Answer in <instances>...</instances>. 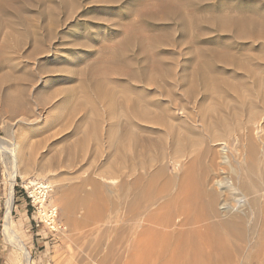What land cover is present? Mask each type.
<instances>
[{
	"label": "bare ground",
	"instance_id": "6f19581e",
	"mask_svg": "<svg viewBox=\"0 0 264 264\" xmlns=\"http://www.w3.org/2000/svg\"><path fill=\"white\" fill-rule=\"evenodd\" d=\"M227 12L205 21L264 43L262 15ZM122 36L138 35L127 27ZM150 42L142 47L144 87L163 107L114 88L107 66V79L99 68L86 76L90 61L66 69L74 85L49 94L26 88L21 74L0 76V127L11 140L0 138V155L12 164L4 231L23 264L31 256L10 221L17 173L40 188L32 191L39 213L68 241L69 264H264L262 54L192 48L191 65L175 69ZM31 103L48 110L12 124L5 118Z\"/></svg>",
	"mask_w": 264,
	"mask_h": 264
},
{
	"label": "rangeland",
	"instance_id": "374dc122",
	"mask_svg": "<svg viewBox=\"0 0 264 264\" xmlns=\"http://www.w3.org/2000/svg\"><path fill=\"white\" fill-rule=\"evenodd\" d=\"M224 11L231 14H259L264 18V0H0V76L4 77L8 72V75L17 78L16 75L21 74L20 77L24 79L21 83L26 88L38 86L43 93H50L57 91L56 88H64V85L65 88L74 85L70 82L71 76L64 71L90 61L91 70L88 67L86 76L92 71V76L101 73L107 79L106 74L109 72L108 76L111 78L108 77V82L114 88L123 86V89L155 100L163 107L165 104L153 96L152 89L144 87L145 75L142 69L146 66L144 57L147 54L142 47L150 42L145 40L147 36H152L150 40L154 42L149 44L151 51L154 50L152 53L163 59L161 61L166 65H171V68L177 69L181 64H186L185 67L191 65L193 58L189 49L204 50V47L207 49L216 46L240 54H262L258 66L264 69V43L236 39L233 32L229 31L230 34H227L226 31L225 34L216 25L205 21L209 13ZM127 27L136 30L139 36L136 37L137 40L130 38L134 41L129 42V38L122 36ZM3 46L6 48L2 49ZM119 58L123 64L118 61ZM119 63L123 66H117ZM99 65L104 66L105 72ZM105 66L108 67V72ZM98 68L100 73L97 72ZM116 68L122 69L124 73L128 70V74L130 71V77L134 72L136 80L133 77V81L130 80L128 74L124 75ZM32 90L35 88L30 89L31 93ZM32 104L29 112L23 111L21 115L7 113L5 118L10 123L32 119L36 112H44L47 108ZM46 129L53 132L57 128L50 126ZM5 131L0 127V138L11 143ZM45 131L40 130L38 133ZM11 166L8 156L0 155V264H23V254L10 245L4 231L5 201L9 192L8 176ZM18 175L17 173L15 178L17 186L14 189L10 221L15 234L30 253L31 264H67L69 257H72L68 250H64L68 241L63 240L64 236L42 220L38 207L30 202L20 188L23 182ZM60 215L62 214L58 210L57 218L64 223Z\"/></svg>",
	"mask_w": 264,
	"mask_h": 264
},
{
	"label": "built area",
	"instance_id": "2783aa9c",
	"mask_svg": "<svg viewBox=\"0 0 264 264\" xmlns=\"http://www.w3.org/2000/svg\"><path fill=\"white\" fill-rule=\"evenodd\" d=\"M10 183V182H9ZM10 185V184H9ZM17 186V182L14 183V186H13V196H14V189L15 187ZM9 188V186H8ZM20 188L24 191V193L26 194L27 198L30 200V202L35 206V207H38V212H39V205L38 203L36 202V200L34 199V192L32 193V191H34V189L36 188V192H38L40 190V188H38V185L37 186H32V185H29V186H25V184L22 183V186H20ZM39 216H40V213H39ZM41 217V216H40ZM36 225H38V222L36 223Z\"/></svg>",
	"mask_w": 264,
	"mask_h": 264
}]
</instances>
